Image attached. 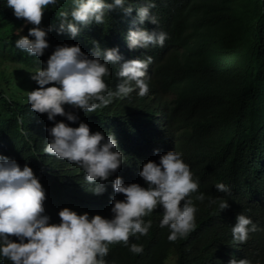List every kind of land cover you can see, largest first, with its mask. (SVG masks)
I'll return each instance as SVG.
<instances>
[{
	"label": "trees",
	"instance_id": "trees-1",
	"mask_svg": "<svg viewBox=\"0 0 264 264\" xmlns=\"http://www.w3.org/2000/svg\"><path fill=\"white\" fill-rule=\"evenodd\" d=\"M153 2L155 13L160 12V4L170 13L172 26L162 47L145 49L154 59L150 78L155 83L149 84L148 94L137 96L133 90L127 97L114 98L113 109L101 122L100 109L94 119L91 113L78 115L87 121L90 132L110 127L125 156L113 176L104 181L102 194L90 191L91 185L75 163L55 158L36 162L33 150L46 140L44 128L63 118L56 115L49 121L46 114L30 109L27 94L20 98L6 94L11 79L8 55L21 74L20 62L25 69L36 64L14 47L16 33L2 31L6 26L15 29L7 12H0V143L24 160L35 161L36 169L29 167L42 182L50 223L56 220L54 209L62 207L111 218L112 199H123V194L113 192L115 176L126 184L146 187L138 176L141 165L149 160L158 163L159 155L169 150L179 151L194 177L199 178L197 192L189 194L197 208L194 228L185 237L169 241L168 228L159 226L163 209L157 206L144 217L151 220L147 234H137L139 239L129 237L130 243L143 245V251L133 254L122 242H116L109 245L105 259L109 264H171L175 256L174 264H227L234 257L264 264V0ZM70 5V0H62L60 6L46 8L41 19L52 26L50 32L58 24L56 13ZM65 37L57 31L52 35L55 44ZM135 54L125 52L122 61ZM115 72L113 65L109 76L112 89L119 82ZM216 182L228 185L230 191H216ZM200 192L205 194L204 201L195 200ZM209 197H221L229 207L220 211L216 205L207 206ZM238 213L257 225V231L244 243L233 242L231 236Z\"/></svg>",
	"mask_w": 264,
	"mask_h": 264
},
{
	"label": "clouds",
	"instance_id": "clouds-1",
	"mask_svg": "<svg viewBox=\"0 0 264 264\" xmlns=\"http://www.w3.org/2000/svg\"><path fill=\"white\" fill-rule=\"evenodd\" d=\"M143 1L70 0L69 8L56 13L58 24L50 32L52 26H46L42 14L46 8L60 6L62 0H0V12L9 13L15 26L14 30L6 26L2 31L8 35L16 33L14 47L36 63L25 69L20 62L24 70L21 74L16 61L9 56L11 79L6 94L9 96L13 88L18 97L17 88L23 89L31 110L46 114L49 121H54L56 115L63 118L44 128L46 140L38 142L33 150L36 162L55 158L75 163L95 195L106 190L104 181L113 176L125 156L110 127L90 132L87 121L80 120L78 115L91 113L94 119L100 109L101 122L113 109L114 98L127 97L133 90L137 96H144L149 84L155 83L150 78L154 59L145 49L164 45L172 17L161 4L160 12L155 13L153 0L142 4ZM84 28H88L87 33ZM56 31L66 36L63 40L69 37L71 43L53 42L54 50L46 58L42 53ZM127 51L132 56L136 54L122 61L121 55ZM113 65L119 79L114 89L109 82ZM25 72L31 75L28 79ZM158 160H149L140 167L138 176L146 187L135 182L126 184L119 176L112 179L113 192L123 194V199H112L111 218L87 212L78 214L62 207L59 211L54 209L56 220L50 223L44 209L42 182L29 167L35 170V161L24 160L18 152L0 143V264H5L4 260L10 264H109L105 259L109 245L116 242L139 254L143 245L130 243L129 237L139 239L137 234H147L151 220L144 217L157 206L163 209L159 226L168 228L167 239L185 237L195 226L197 208L189 194L197 192L199 178L194 177L179 151L169 150ZM214 187L218 192L230 191L221 182ZM195 200L204 201L205 194L198 193ZM211 205L220 211L229 207L221 197H209L207 206ZM230 231L233 242L244 243L250 233L257 231V225L238 213ZM175 259L172 256L170 263L174 264ZM227 264L252 261L232 257Z\"/></svg>",
	"mask_w": 264,
	"mask_h": 264
},
{
	"label": "rangeland",
	"instance_id": "rangeland-1",
	"mask_svg": "<svg viewBox=\"0 0 264 264\" xmlns=\"http://www.w3.org/2000/svg\"><path fill=\"white\" fill-rule=\"evenodd\" d=\"M63 42H66L67 45H70V43H71V42H70V38L67 37L66 40L59 39V41H58V45H62ZM48 45H49V46H48V48H46V52H45V53H44V52L42 53V55H45L46 58H47V57L51 54V52L54 50V48H53V41H52V38H51V37H49ZM8 57H9V55H8ZM29 85H30V87H33L32 81H30ZM13 94H15V89L12 88V90H11V92H10V95H13ZM23 96H25V92H19L18 97L20 98V97H23ZM171 255H173V253H172Z\"/></svg>",
	"mask_w": 264,
	"mask_h": 264
}]
</instances>
